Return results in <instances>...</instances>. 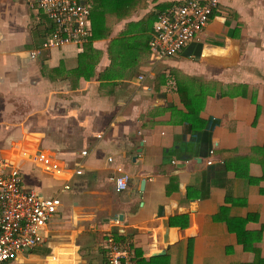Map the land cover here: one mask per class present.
Listing matches in <instances>:
<instances>
[{
	"label": "crops",
	"instance_id": "1",
	"mask_svg": "<svg viewBox=\"0 0 264 264\" xmlns=\"http://www.w3.org/2000/svg\"><path fill=\"white\" fill-rule=\"evenodd\" d=\"M79 1L124 17L84 52L32 56L52 21L0 0V159L61 201L42 241L1 264H106L114 231L136 264H264V0H218L163 57L149 50L154 21L185 0Z\"/></svg>",
	"mask_w": 264,
	"mask_h": 264
},
{
	"label": "built area",
	"instance_id": "2",
	"mask_svg": "<svg viewBox=\"0 0 264 264\" xmlns=\"http://www.w3.org/2000/svg\"><path fill=\"white\" fill-rule=\"evenodd\" d=\"M28 5L41 9L52 21L53 28L31 55L42 50L58 48L73 43L78 52L91 35V4L79 0H27ZM218 0H185L168 6L157 14L153 31L148 41L154 57L177 54L190 40L206 26ZM212 153V150H209ZM80 155L88 152L80 150ZM31 159L41 164L45 172L61 171L58 163L43 151L31 154ZM112 161V157L107 158ZM212 163L210 157L205 158ZM120 170V167L117 168ZM80 168H73L79 174ZM117 190L126 188L128 175L120 173L112 177ZM63 188H68L65 184ZM61 201L58 196H44L34 185H24L20 170L9 167L0 159V264L14 259L23 250L30 249L43 239L42 230L57 212ZM113 223H119L115 218ZM106 264H136L134 252L128 241H116L111 233L104 238ZM55 258V257H54ZM63 264H80L76 258H68Z\"/></svg>",
	"mask_w": 264,
	"mask_h": 264
},
{
	"label": "trees",
	"instance_id": "3",
	"mask_svg": "<svg viewBox=\"0 0 264 264\" xmlns=\"http://www.w3.org/2000/svg\"><path fill=\"white\" fill-rule=\"evenodd\" d=\"M94 8V7H93ZM100 13H103L105 15L103 19H98V18H94V15H93V9L91 10V13H90V17H91V35H90V39L89 41L84 45V50L83 52L85 51L86 49V46L87 48L90 47V42L92 39H97L99 37H104V36H107L109 31L111 30V25L117 21L118 19H120L121 17H124V16H119V18H114L113 16L110 15V13H105V11H99ZM107 16V17H106ZM97 19V21H96ZM88 71L86 69H84L83 71H77V75H83V77H88ZM112 235L115 236V239L116 241H122L123 240V237L120 236L119 234H116V231L114 232H111Z\"/></svg>",
	"mask_w": 264,
	"mask_h": 264
},
{
	"label": "rangeland",
	"instance_id": "4",
	"mask_svg": "<svg viewBox=\"0 0 264 264\" xmlns=\"http://www.w3.org/2000/svg\"><path fill=\"white\" fill-rule=\"evenodd\" d=\"M92 9H93L94 18L96 17V18H98L100 20L104 18L103 15H105V14L99 12L100 11V8H98V6L95 5L94 8H92ZM103 11H105V10H103ZM101 17H103V18H101ZM90 21H91V17H90ZM96 21H97V19H96Z\"/></svg>",
	"mask_w": 264,
	"mask_h": 264
}]
</instances>
